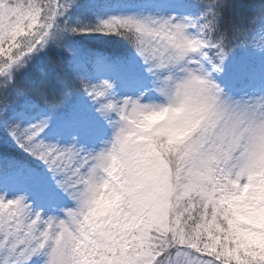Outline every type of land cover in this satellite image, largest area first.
I'll use <instances>...</instances> for the list:
<instances>
[{
	"label": "snow or ice",
	"instance_id": "snow-or-ice-1",
	"mask_svg": "<svg viewBox=\"0 0 264 264\" xmlns=\"http://www.w3.org/2000/svg\"><path fill=\"white\" fill-rule=\"evenodd\" d=\"M0 264H264V0H0Z\"/></svg>",
	"mask_w": 264,
	"mask_h": 264
}]
</instances>
